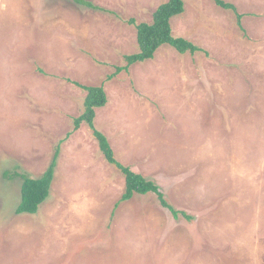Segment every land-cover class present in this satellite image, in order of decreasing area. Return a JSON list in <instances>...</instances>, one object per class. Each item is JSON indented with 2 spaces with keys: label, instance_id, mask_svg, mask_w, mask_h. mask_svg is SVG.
<instances>
[{
  "label": "rangeland",
  "instance_id": "rangeland-1",
  "mask_svg": "<svg viewBox=\"0 0 264 264\" xmlns=\"http://www.w3.org/2000/svg\"><path fill=\"white\" fill-rule=\"evenodd\" d=\"M0 0V264H264V0H183L169 45L139 52L136 25L169 0ZM134 21L135 24H132ZM103 87L95 126L115 157L155 182L120 202L125 176L102 154L84 112ZM60 149L50 196L17 214L21 178L40 179Z\"/></svg>",
  "mask_w": 264,
  "mask_h": 264
},
{
  "label": "trees",
  "instance_id": "trees-1",
  "mask_svg": "<svg viewBox=\"0 0 264 264\" xmlns=\"http://www.w3.org/2000/svg\"><path fill=\"white\" fill-rule=\"evenodd\" d=\"M77 2L95 9L91 3L82 0H77ZM214 2L217 6L236 13L238 23L241 24L242 16L237 13V8L234 5L225 3L222 0H214ZM184 12L185 4L183 0H169L156 10L152 23L136 25L139 52L125 57L127 66L152 60L157 51L165 45H169L180 54H195L200 52V49L193 43L173 35L172 20L181 16ZM131 23L135 24L134 21H131ZM77 86L85 90L87 96L84 102V112L74 120V128L77 131L83 124H86L91 129L94 138L98 141L99 148L107 162L124 174L126 185L120 202L129 201L135 195L155 194L162 206L168 208L175 218L178 219L180 215H183L189 219L190 217L185 213L175 210L167 203L164 194L161 192V188L155 182L133 172L131 168L118 162L109 140L103 133L97 130L95 126L96 109L104 108L108 102L104 88L86 87L79 84ZM59 154L60 149L58 147L51 165L40 179H33L19 173L6 175L9 179L21 178L23 180L21 202L16 210L17 214H37L40 206L48 199L55 177Z\"/></svg>",
  "mask_w": 264,
  "mask_h": 264
}]
</instances>
